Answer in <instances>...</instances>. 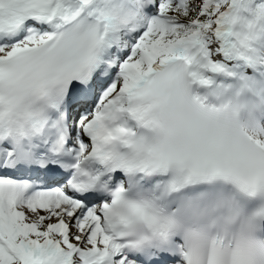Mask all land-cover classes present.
Here are the masks:
<instances>
[{
    "label": "snow or ice",
    "instance_id": "1",
    "mask_svg": "<svg viewBox=\"0 0 264 264\" xmlns=\"http://www.w3.org/2000/svg\"><path fill=\"white\" fill-rule=\"evenodd\" d=\"M0 264H264V0H0Z\"/></svg>",
    "mask_w": 264,
    "mask_h": 264
}]
</instances>
